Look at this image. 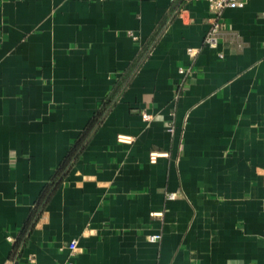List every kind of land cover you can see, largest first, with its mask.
I'll return each mask as SVG.
<instances>
[{
  "label": "crops",
  "instance_id": "0c3cea01",
  "mask_svg": "<svg viewBox=\"0 0 264 264\" xmlns=\"http://www.w3.org/2000/svg\"><path fill=\"white\" fill-rule=\"evenodd\" d=\"M214 17L206 0H0V264H264V0L224 10L209 45Z\"/></svg>",
  "mask_w": 264,
  "mask_h": 264
},
{
  "label": "trees",
  "instance_id": "16d2710c",
  "mask_svg": "<svg viewBox=\"0 0 264 264\" xmlns=\"http://www.w3.org/2000/svg\"><path fill=\"white\" fill-rule=\"evenodd\" d=\"M149 53V49H145L135 60V62L133 63V71L137 70V68L142 64V62L144 61V59L147 57ZM129 75V72L127 73ZM123 86H121V84H119L115 90H113V92L105 99V101L102 102L100 109L95 113V115L93 116V118L91 119L87 130L85 132V137L79 142L78 146L68 155L67 160L61 165L58 173L55 175V177L52 180L51 183V188L53 190V188H56L62 178L65 176V174L67 173L68 168L71 166L72 160H74L77 157V153H79L80 150H82L86 144L88 143L89 140V136L91 134V132H93L94 130H96L100 124L102 123L104 117L106 116V114L108 113V111L113 107V105L116 103L117 98H118V94L120 93L121 89ZM49 197L48 195H46L43 199L39 200L38 205H37V209L35 212V215L33 216V218L35 217V220L39 217V215L41 214L46 201H48Z\"/></svg>",
  "mask_w": 264,
  "mask_h": 264
},
{
  "label": "built area",
  "instance_id": "2783aa9c",
  "mask_svg": "<svg viewBox=\"0 0 264 264\" xmlns=\"http://www.w3.org/2000/svg\"><path fill=\"white\" fill-rule=\"evenodd\" d=\"M209 4L210 9L214 12L215 17L211 21V29L206 34L204 38V42L209 45H216L219 40L220 35V23H219V17L223 15L224 10L228 8H237V7H243L247 0H206ZM193 48H188L189 52H193ZM183 71V69H181ZM146 119H150V114H144ZM120 140H129L130 138H126L125 136H119ZM160 155L157 151H151L149 153V159L151 162H155ZM169 197L174 198L175 193H170ZM160 237L159 234H154L150 236L151 240L158 239ZM12 239V238H11ZM77 240L73 239L69 243V248L71 250H75L77 247ZM3 264H13L12 262H5ZM28 264H36L35 259L33 257H30Z\"/></svg>",
  "mask_w": 264,
  "mask_h": 264
}]
</instances>
